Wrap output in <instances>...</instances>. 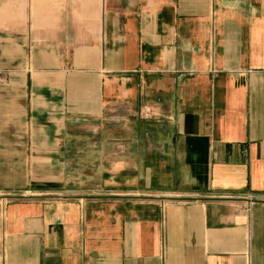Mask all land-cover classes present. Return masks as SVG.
Masks as SVG:
<instances>
[{
	"label": "crops",
	"instance_id": "obj_1",
	"mask_svg": "<svg viewBox=\"0 0 264 264\" xmlns=\"http://www.w3.org/2000/svg\"><path fill=\"white\" fill-rule=\"evenodd\" d=\"M255 195L264 0H0V264H264Z\"/></svg>",
	"mask_w": 264,
	"mask_h": 264
},
{
	"label": "built area",
	"instance_id": "obj_2",
	"mask_svg": "<svg viewBox=\"0 0 264 264\" xmlns=\"http://www.w3.org/2000/svg\"><path fill=\"white\" fill-rule=\"evenodd\" d=\"M140 115L144 118H150L152 116V113L150 109L146 108L140 113ZM255 201L264 202V195H255L251 197L249 203H253Z\"/></svg>",
	"mask_w": 264,
	"mask_h": 264
}]
</instances>
